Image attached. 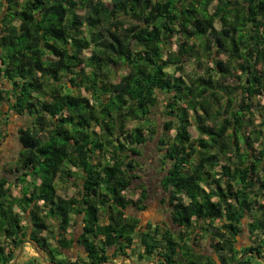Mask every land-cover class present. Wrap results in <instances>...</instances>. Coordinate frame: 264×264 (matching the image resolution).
<instances>
[{
  "label": "trees",
  "instance_id": "obj_1",
  "mask_svg": "<svg viewBox=\"0 0 264 264\" xmlns=\"http://www.w3.org/2000/svg\"><path fill=\"white\" fill-rule=\"evenodd\" d=\"M11 113L29 121L21 195L0 181V264L27 242L56 264H104L137 242L161 264L264 257V0H0V143ZM156 137L177 237L127 214L148 209L144 184L129 193L140 147ZM59 182L77 192L61 196ZM246 216L256 246L238 248ZM208 238L211 256L196 249ZM78 242L85 258H65Z\"/></svg>",
  "mask_w": 264,
  "mask_h": 264
},
{
  "label": "rangeland",
  "instance_id": "obj_2",
  "mask_svg": "<svg viewBox=\"0 0 264 264\" xmlns=\"http://www.w3.org/2000/svg\"><path fill=\"white\" fill-rule=\"evenodd\" d=\"M217 29H220V24L217 23L216 25ZM178 38H174V42H177ZM87 56H90V52L86 53ZM218 60H224L223 56H218ZM120 68L117 67V70ZM188 72L193 71V67H187L186 68ZM88 71V70H87ZM127 72L126 69H120L119 74H125ZM83 96H88V94L82 90ZM8 110V107H4V111L6 112ZM161 105L157 110L154 111L153 118L158 121L160 127L164 123L165 119L161 115ZM28 118L18 116L16 113H11L9 123L5 127L7 129V132L9 133V137L0 143V181L3 178H8L9 182L12 185L11 193L13 196L19 197L21 195L20 187L21 185L16 180V178L19 176V174H15L14 168L15 163L17 162L18 156L22 150V146L19 143L18 139V133L19 129L21 127H25L28 125ZM261 122V116L256 115L255 116V123L258 124ZM190 133L192 135V138L195 140L198 137V132L196 130L195 126H191L189 128ZM162 132V129H161ZM160 132V135H161ZM172 135L174 132L171 133ZM142 150V156L138 158L140 167L137 169L138 176L140 177L139 180L134 181L133 190L129 193V196L133 199H137L140 196V189L139 186L141 184H144L148 189V200L146 202V205L148 207L147 211L140 212L137 211L134 208L127 209L128 215L137 216L140 219L143 220V223L145 224V220L147 217H151L154 210V206L162 207L160 211H163L165 218L168 217L167 211L165 210V205L162 204V201L164 197L166 196V193L161 187V180L164 176V166L161 165V158L160 153L158 152V138L156 137L153 141H149L145 146L140 147ZM8 186V185H7ZM58 191L61 196L68 198L72 197L76 192L77 189L73 186H67L62 184L61 182L57 183ZM251 219L247 216L243 222H242V229L243 233L239 236L238 239V248H244L247 246H256L255 241L251 240V236L249 233V224ZM156 222V221H155ZM154 222V223H155ZM71 232L74 235L75 238H78V235L80 233V227L72 228ZM207 241L200 242L199 245H197V249L200 251H203L204 254H210L214 255V251L210 247ZM29 247V252L32 254L34 258H39V255L35 252L34 247L30 244L26 243L24 246ZM32 248H31V247ZM23 258V255L19 259L18 264H25L21 263V260ZM29 260V259H28ZM27 260V261H28ZM258 261H253V264H260ZM261 262V261H260ZM262 263V262H261Z\"/></svg>",
  "mask_w": 264,
  "mask_h": 264
},
{
  "label": "crops",
  "instance_id": "obj_3",
  "mask_svg": "<svg viewBox=\"0 0 264 264\" xmlns=\"http://www.w3.org/2000/svg\"><path fill=\"white\" fill-rule=\"evenodd\" d=\"M161 208L158 207V206H154V210L152 208L153 213H152V215H150L151 217H147L146 218L145 224L143 223V220L138 217L140 219V226L144 229L149 224H152L155 227V226L161 225V223H163V222H167L168 223V227L170 229H172V234L174 235V237L175 236L176 237L179 236V233L182 230V228H179L177 225L171 224L170 221L168 222V220H167L168 217L165 218L164 216H162V214H164V213H163V211H160ZM167 214L169 215L168 212H167ZM129 216H131V215H129ZM132 217H137V216H133L132 215ZM26 219H27V216H26ZM250 221H252V220H250ZM71 222H72V225H73L72 226L73 229L76 228V227H80V233L78 235V238H79L81 236L82 232H83V227H84L83 217L82 216L81 217H74V218H72ZM209 239L210 238H208V240H207L208 244H206L208 246L210 245ZM25 244H23V245H25ZM135 246H134V248H136V252H134L133 250H129L128 251V256H120L118 259L111 260V261H108V262H110V263L112 262L114 264H158L159 263V261L157 260L158 259L157 257H154L152 259L140 258V254L142 253L143 249L140 247L139 242H137ZM113 251L114 250H111L109 252L113 253ZM207 255L211 256L210 254H207ZM45 256H46V254H45ZM64 256H65V258H68V259H70L72 261L77 260L79 257L85 258L84 249H83L82 245H80L79 242H78V243L74 244L73 247H71L69 249H66L64 251ZM28 259H34V257L29 252V247H27V245H26V246H24V253H23V258L21 260V263H24ZM104 264H109V263H104ZM159 264H161V263H159Z\"/></svg>",
  "mask_w": 264,
  "mask_h": 264
},
{
  "label": "water",
  "instance_id": "obj_4",
  "mask_svg": "<svg viewBox=\"0 0 264 264\" xmlns=\"http://www.w3.org/2000/svg\"><path fill=\"white\" fill-rule=\"evenodd\" d=\"M28 244H30L31 246L34 247V250L35 252L39 255V257L41 258V260L43 262H45V264H56L55 262L51 261V260H48L47 257L45 256V254L40 251L35 245L33 242H28ZM24 253V245L21 246V249H20V253L19 255L17 256V258L14 260L13 264H18L19 262V259L21 258V256L23 255ZM248 255H254L258 260H260L263 264H264V258L263 257H260L258 254H255V253H248ZM247 256V254L245 255V257ZM244 258V257H243ZM109 264H114V263H110V262H107Z\"/></svg>",
  "mask_w": 264,
  "mask_h": 264
},
{
  "label": "flooded vegetation",
  "instance_id": "obj_5",
  "mask_svg": "<svg viewBox=\"0 0 264 264\" xmlns=\"http://www.w3.org/2000/svg\"><path fill=\"white\" fill-rule=\"evenodd\" d=\"M247 217V216H246ZM245 217V218H246ZM249 253V252H248ZM248 253H246L247 254V256L245 257V255L243 256L244 258H248L249 256H253V255H248ZM264 258V257H263ZM257 258L255 257V260H256ZM255 260H251V263L253 264V261H255ZM258 260V259H257ZM260 264H263V263H261L260 261H258Z\"/></svg>",
  "mask_w": 264,
  "mask_h": 264
},
{
  "label": "bare ground",
  "instance_id": "obj_6",
  "mask_svg": "<svg viewBox=\"0 0 264 264\" xmlns=\"http://www.w3.org/2000/svg\"><path fill=\"white\" fill-rule=\"evenodd\" d=\"M41 251V250H40ZM44 253V252H43ZM40 258V257H39ZM41 259V258H40Z\"/></svg>",
  "mask_w": 264,
  "mask_h": 264
}]
</instances>
